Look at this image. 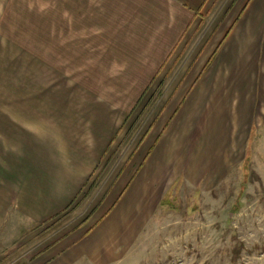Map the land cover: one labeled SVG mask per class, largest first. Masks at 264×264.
<instances>
[{
	"label": "crops",
	"instance_id": "crops-1",
	"mask_svg": "<svg viewBox=\"0 0 264 264\" xmlns=\"http://www.w3.org/2000/svg\"><path fill=\"white\" fill-rule=\"evenodd\" d=\"M21 30L39 57L3 39L0 230L53 224L113 176L41 264L122 260L166 198L165 165L192 141L194 159H229L264 103V0H0V31Z\"/></svg>",
	"mask_w": 264,
	"mask_h": 264
},
{
	"label": "rangeland",
	"instance_id": "rangeland-1",
	"mask_svg": "<svg viewBox=\"0 0 264 264\" xmlns=\"http://www.w3.org/2000/svg\"><path fill=\"white\" fill-rule=\"evenodd\" d=\"M25 23L31 22L16 16V26L22 28ZM28 35L34 32L0 31V63L9 65L6 60L11 47L4 38L18 45L15 56L25 50L39 57L38 47L26 45ZM40 68L41 64L35 69L38 74ZM6 76L5 70L0 69V79ZM263 105L258 97L254 105L255 125L249 137V126L245 127L239 147L229 159L224 156L226 152L221 154L215 149L206 150L205 157L194 159L197 144L192 141L184 158L165 165L166 171L176 173L163 174L164 191L171 185L165 193L167 206L157 208L127 254L114 264H264ZM145 114L139 120L140 125ZM118 156L110 161V167L120 164ZM179 171L183 172V178L176 179ZM111 177V174L98 176L86 199L53 224L28 225L11 214L17 221L11 218L0 230V264H41L37 258L39 251L84 217Z\"/></svg>",
	"mask_w": 264,
	"mask_h": 264
},
{
	"label": "trees",
	"instance_id": "trees-1",
	"mask_svg": "<svg viewBox=\"0 0 264 264\" xmlns=\"http://www.w3.org/2000/svg\"><path fill=\"white\" fill-rule=\"evenodd\" d=\"M165 199H167V198H165ZM165 199L162 201L161 206H167L168 203Z\"/></svg>",
	"mask_w": 264,
	"mask_h": 264
}]
</instances>
